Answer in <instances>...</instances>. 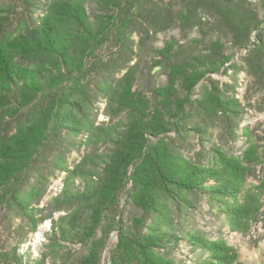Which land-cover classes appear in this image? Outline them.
Here are the masks:
<instances>
[{
    "label": "trees",
    "instance_id": "16d2710c",
    "mask_svg": "<svg viewBox=\"0 0 264 264\" xmlns=\"http://www.w3.org/2000/svg\"><path fill=\"white\" fill-rule=\"evenodd\" d=\"M155 1L13 0L0 14V228L17 240L0 264H102L114 232L110 264H179L183 245L200 251L197 264L237 262L186 225L200 198L235 228L263 214L244 190L264 166L258 147L242 158L217 147L216 134L253 140L236 88L213 76L244 72L264 87V0H181L178 13ZM177 22L208 43L155 50L166 80L143 93L136 36ZM108 46L116 54L107 59ZM123 200L137 210L129 223ZM46 220L45 252L30 258L20 245Z\"/></svg>",
    "mask_w": 264,
    "mask_h": 264
},
{
    "label": "rangeland",
    "instance_id": "374dc122",
    "mask_svg": "<svg viewBox=\"0 0 264 264\" xmlns=\"http://www.w3.org/2000/svg\"><path fill=\"white\" fill-rule=\"evenodd\" d=\"M253 1L259 2V0ZM155 3L163 7H170L173 13H178L182 9L181 0H156ZM12 5L13 0H0V14H5ZM259 14L264 19V6L260 4ZM206 19L213 22L208 17ZM136 37L140 41L139 56L137 58L140 62L137 88L146 94L150 93L154 84H162L166 80V76L161 72V69L154 66L155 50L162 49L168 41H175L183 45L184 49L193 48L194 51L198 52L203 49L210 38L204 37L195 24L185 27L178 22L168 30L150 31V33L140 32ZM227 49L228 53L234 52L236 59L244 54L242 51L232 50L228 44ZM115 54L116 50L114 47L108 46L101 55L108 59L114 57ZM213 80L218 81L224 87L232 85L236 88V95L244 107V119L241 126L248 129L250 138L253 140L251 144L249 143V138H241L238 142H231L216 134L217 147L228 152L233 157L242 158L249 147L254 145L258 147L260 156L264 159V87L260 86L244 72L232 77L214 75ZM202 84L204 82L200 86ZM102 107L104 108V106ZM100 120H105V116L101 115ZM74 157L76 158L77 156L75 155ZM263 169L264 166L259 165L255 169L257 177H249L244 186L247 194H256L262 201L261 211L263 214H261V218L258 221L235 228L229 223L219 207L214 206L203 198H200L195 204L196 208L189 212L190 216L186 229L202 235L210 242L227 245L237 256V262L235 261L233 264H264V192L257 189L264 180ZM63 177L64 175H61L53 180L49 194L42 202L41 207L45 206L51 196H56L61 191ZM122 203L126 222L129 223L131 217L137 214V210L132 206H126L125 200ZM50 229L51 221H44L35 232L28 234L27 243L20 245L21 252L30 258L39 257L45 252L44 244L47 243L45 235ZM14 236L15 234L12 231H5V227L1 226L0 251L10 249L17 244ZM117 241L118 235L117 232H114L109 239L102 264H110V252ZM72 249L76 254L80 251L79 246H73ZM198 254H200V251L197 254L192 253L189 248L183 245V248L177 253L176 259L179 264H197L199 261ZM48 264H53V261L48 259ZM211 264L216 263L213 262ZM226 264L232 263L228 262Z\"/></svg>",
    "mask_w": 264,
    "mask_h": 264
}]
</instances>
